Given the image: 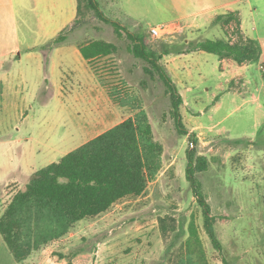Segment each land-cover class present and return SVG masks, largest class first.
Masks as SVG:
<instances>
[{"label": "rangeland", "instance_id": "obj_1", "mask_svg": "<svg viewBox=\"0 0 264 264\" xmlns=\"http://www.w3.org/2000/svg\"><path fill=\"white\" fill-rule=\"evenodd\" d=\"M97 2L107 18L142 34L150 49L167 60L170 52L189 45L174 28L151 34L161 23L153 0ZM50 5V0L16 1L19 38L24 46L38 47L14 60L9 84L0 79V210L4 212L37 171L141 109L164 146L163 168L142 197L126 198L98 218L78 223L66 237L35 252L30 264H67L61 255L74 256V264H224V259L229 264H264V125L259 109L264 62L244 70L246 94L227 97L212 113V95L221 81L218 57L204 54L208 57L199 58V64L181 62L191 70L189 107L203 113L192 115L184 108L183 118L189 130L199 127L204 134L198 136V154L208 158L210 168L197 178L216 218L222 254L213 248L186 179L188 137L177 129L164 83L145 74L146 63L129 52L127 37L118 39L88 0L81 1L78 23L71 24L66 41L56 44L76 17V0H60L55 11ZM227 28L228 39L236 42V25ZM208 29L202 37L214 40L218 33ZM246 29L251 36L259 35L264 46V9L249 12ZM97 40L114 43L119 50L90 67L78 46ZM243 83L239 78L232 88L242 91Z\"/></svg>", "mask_w": 264, "mask_h": 264}, {"label": "trees", "instance_id": "obj_2", "mask_svg": "<svg viewBox=\"0 0 264 264\" xmlns=\"http://www.w3.org/2000/svg\"><path fill=\"white\" fill-rule=\"evenodd\" d=\"M81 1L78 0V15L82 12ZM88 6L114 28L118 39L127 37L129 52L146 63L145 74L152 79L158 77L164 83L171 96L177 129L188 137L186 179L202 209L204 227L213 248L223 254L224 248L215 229L216 218L197 178L199 173L209 170L210 163L206 156L198 154L199 138L184 123L181 111L184 100L162 64L163 56L150 49L142 34L133 33L107 18L97 0H88ZM75 22L78 23L77 19ZM214 24L222 27L235 24L239 39L236 42L207 39L189 43L178 54L205 52L231 59L239 65L261 62L262 47L258 40L243 37L238 12L218 16ZM68 30L57 38L56 44L66 41ZM118 50L116 44L103 40L80 46L83 58L90 62L113 56ZM163 154L164 146L156 140L152 123L141 109L134 117L37 171L25 189L13 196L0 216V236L15 261H28L35 252L66 237L78 223L98 218L118 202L129 197H142L148 190L149 181L154 180L163 168ZM191 229L200 245L194 226ZM61 257L68 260L67 264H74V256ZM224 264H229L226 259Z\"/></svg>", "mask_w": 264, "mask_h": 264}, {"label": "crops", "instance_id": "obj_3", "mask_svg": "<svg viewBox=\"0 0 264 264\" xmlns=\"http://www.w3.org/2000/svg\"><path fill=\"white\" fill-rule=\"evenodd\" d=\"M16 1L17 0H0V79L7 82L8 84L11 81L12 63H14V60H16V58H22L24 54H26L27 56L31 55L32 52L38 47L36 45L31 44H27L24 46L19 38ZM50 2L52 11H55V9L60 8V0H57V3L56 0H50ZM153 2L157 19L161 22L157 27L167 26L172 29L174 28L176 32L182 33V35L186 37H184V40L188 43H197L200 41L207 40V38L204 39L202 35L204 33V30L205 33L209 31V26L210 30L211 28H215V33H218L215 34L214 40L228 39L229 36H227L225 32V29L226 31H228V28L222 27L221 25H215L214 21L218 16L225 15L230 12H238L241 18L242 34L245 36V38H252L259 41L263 50V57L260 63L264 62V46L262 44L261 38L259 37V35H249L246 29V18L248 17L249 12L254 15L259 10H263L264 0H153ZM75 6H73V8H76V17L67 26V28H69L71 24H73L77 19L78 0H76ZM67 28H65V30ZM59 29L60 27L57 28L55 32H58ZM80 46H78L79 50ZM204 54L211 55L205 52H194L191 54L171 53L169 55L171 57L169 60H167L168 56H164V58L162 59V62L165 63L168 72L170 73L173 81L177 85L181 96L183 97L184 104L182 107V115L184 108H186L188 112L192 115L203 114L201 112L197 113L189 107L186 92L188 93L190 91L189 82L192 79L191 70L182 68L181 62L185 59H190L192 64H199V58L208 57L204 56ZM218 59L221 81H219L220 83L217 86L216 91L212 95L215 100L209 111L211 113L220 110L223 106L224 100L227 97L231 95L234 96L237 94L247 93L248 81L245 76L244 70L251 66L250 64L239 65L231 59H221L219 57ZM98 60L99 59L94 60L92 62L87 60L85 61L90 67H92V64ZM8 64L11 65L10 68L7 67ZM48 65L49 57L47 54L46 71L48 70ZM197 70L200 73V78L202 79V81H205L206 78L202 75V70L199 69V67L197 68ZM239 78L244 80L243 87L241 88L242 91H240V89L236 90L234 87L232 88V85L238 83ZM262 89L264 91V82L262 85ZM8 90L9 88H6V91ZM217 92L220 93L218 94ZM259 109L262 116L261 121H263L261 125H264V101L262 100L261 104L259 105ZM200 130L201 129L199 127H193L192 129H190L191 132H195L197 136L201 137L204 134L200 132ZM2 213L3 210H0V216ZM0 254L3 256V258H0V264L3 262L4 264H30V262L32 261L31 259L24 263H17L11 255L1 236Z\"/></svg>", "mask_w": 264, "mask_h": 264}, {"label": "built area", "instance_id": "obj_4", "mask_svg": "<svg viewBox=\"0 0 264 264\" xmlns=\"http://www.w3.org/2000/svg\"><path fill=\"white\" fill-rule=\"evenodd\" d=\"M162 32L168 33V29L166 28V26L155 27L151 30V34L154 36H160ZM263 69H264V66H263Z\"/></svg>", "mask_w": 264, "mask_h": 264}]
</instances>
